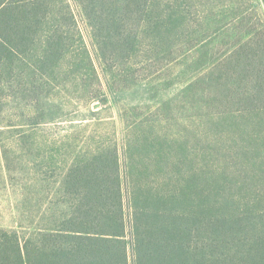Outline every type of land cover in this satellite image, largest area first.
<instances>
[{
  "label": "trees",
  "instance_id": "1",
  "mask_svg": "<svg viewBox=\"0 0 264 264\" xmlns=\"http://www.w3.org/2000/svg\"><path fill=\"white\" fill-rule=\"evenodd\" d=\"M73 1L117 95L122 156L75 157L66 211L28 236L0 229V264H264L261 2ZM53 2L0 0V49L44 32L62 52Z\"/></svg>",
  "mask_w": 264,
  "mask_h": 264
},
{
  "label": "rangeland",
  "instance_id": "2",
  "mask_svg": "<svg viewBox=\"0 0 264 264\" xmlns=\"http://www.w3.org/2000/svg\"><path fill=\"white\" fill-rule=\"evenodd\" d=\"M53 3L46 22L60 17L51 24L62 52H44L43 31L27 43L8 32L0 49V229L23 236L66 211L61 183L75 157L103 144L123 152L117 95L106 89L89 29L73 0Z\"/></svg>",
  "mask_w": 264,
  "mask_h": 264
}]
</instances>
